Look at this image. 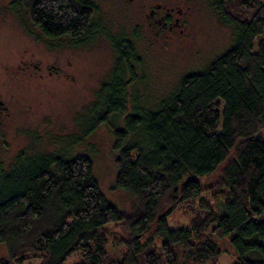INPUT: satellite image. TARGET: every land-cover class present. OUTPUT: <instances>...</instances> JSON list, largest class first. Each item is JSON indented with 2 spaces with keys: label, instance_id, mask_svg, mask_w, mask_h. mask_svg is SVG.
<instances>
[{
  "label": "trees",
  "instance_id": "obj_1",
  "mask_svg": "<svg viewBox=\"0 0 264 264\" xmlns=\"http://www.w3.org/2000/svg\"><path fill=\"white\" fill-rule=\"evenodd\" d=\"M13 4L48 39L83 44L96 32L88 0ZM213 4L232 29L231 46L184 74L152 109L137 99L142 62L133 43L109 37L113 66L73 142L108 128L110 189L128 197L127 207L101 191L80 153L34 152L26 163L23 150L6 169L0 163V264L73 256V264H216L224 250L213 239L223 238L236 264H264V0ZM120 118L122 129L114 127ZM109 227L119 229L118 256L107 250Z\"/></svg>",
  "mask_w": 264,
  "mask_h": 264
},
{
  "label": "rangeland",
  "instance_id": "obj_2",
  "mask_svg": "<svg viewBox=\"0 0 264 264\" xmlns=\"http://www.w3.org/2000/svg\"><path fill=\"white\" fill-rule=\"evenodd\" d=\"M88 1L96 7V32L78 44L68 38L42 36L31 27L23 8L12 9L19 0H0V163L6 169L23 150L26 163L34 152L80 153L91 161L101 191L123 208L128 197L110 189L115 169L108 128L100 126L73 142L81 137L95 92L113 66L109 37H125L133 43L142 62L137 99L152 109L184 74L201 70L229 48L233 32L220 20L215 0ZM150 10L157 17L170 15L171 23L177 19V24L169 29L152 23ZM114 127L122 129L123 119H117ZM204 194L210 199L208 191ZM210 204L220 211L219 200ZM184 211L175 210L171 219L179 223ZM107 231L108 253L118 256L124 251L114 246L119 229L109 227ZM213 240L224 250L216 264H236L228 238ZM78 258L73 256L66 264ZM39 262L30 259L24 264Z\"/></svg>",
  "mask_w": 264,
  "mask_h": 264
},
{
  "label": "flooded vegetation",
  "instance_id": "obj_3",
  "mask_svg": "<svg viewBox=\"0 0 264 264\" xmlns=\"http://www.w3.org/2000/svg\"><path fill=\"white\" fill-rule=\"evenodd\" d=\"M150 16L152 17V23H157L158 25H161L162 27H168L169 29H171L172 25H176L177 24V19H174L173 23H171V18L170 15L167 16H156V11L154 10H150Z\"/></svg>",
  "mask_w": 264,
  "mask_h": 264
}]
</instances>
